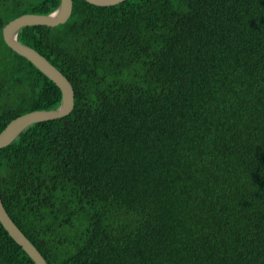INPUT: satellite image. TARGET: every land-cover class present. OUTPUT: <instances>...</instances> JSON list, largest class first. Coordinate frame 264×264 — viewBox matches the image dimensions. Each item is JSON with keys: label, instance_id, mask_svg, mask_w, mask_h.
<instances>
[{"label": "trees", "instance_id": "trees-1", "mask_svg": "<svg viewBox=\"0 0 264 264\" xmlns=\"http://www.w3.org/2000/svg\"><path fill=\"white\" fill-rule=\"evenodd\" d=\"M61 0H0V133L61 90L3 29ZM19 41L75 108L0 149L8 214L48 264H264V0H74ZM0 264H35L0 222Z\"/></svg>", "mask_w": 264, "mask_h": 264}, {"label": "water", "instance_id": "water-1", "mask_svg": "<svg viewBox=\"0 0 264 264\" xmlns=\"http://www.w3.org/2000/svg\"><path fill=\"white\" fill-rule=\"evenodd\" d=\"M99 6L111 7L127 0H85ZM74 9V0H61L57 10L48 15L25 14L8 23L3 29V38L7 46L23 58L29 60L48 79H50L62 93L60 106L55 110H37L24 114L13 120L0 133V149L10 146L30 126L37 123L49 122L69 116L75 108V90L68 78L32 47L19 41V33L24 27L47 26L58 27L66 24ZM0 222L11 238L27 253L35 264H48L40 251L31 243L25 234L12 220L4 207L0 194Z\"/></svg>", "mask_w": 264, "mask_h": 264}]
</instances>
